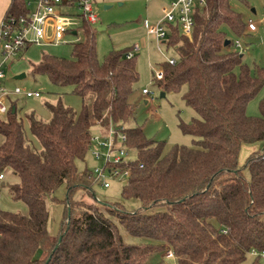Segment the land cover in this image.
Returning a JSON list of instances; mask_svg holds the SVG:
<instances>
[{"label": "trees", "instance_id": "1", "mask_svg": "<svg viewBox=\"0 0 264 264\" xmlns=\"http://www.w3.org/2000/svg\"><path fill=\"white\" fill-rule=\"evenodd\" d=\"M28 10L25 0H13L4 20ZM246 28L230 0H207L196 10L192 41L172 27L166 45L177 64L163 63L165 77L157 84L165 94L186 88L183 97L197 117L179 126L196 138L192 148L166 151L164 141L129 125L135 117L130 96L139 80L135 57L114 50L100 62L89 22L71 59L44 54L32 75L73 87L82 110L58 102L48 104L49 121L27 114L40 148L27 138L14 103L0 116V175L12 171L9 194L28 208V215L0 209V264H148L169 249L178 264H261V258L248 259L252 249L264 250V148L251 152L243 165L240 154L244 145L264 146V99L260 116L246 113L264 87V69L252 75L228 36L241 37ZM95 125L123 128L137 159L120 166L130 171L122 197L139 200L141 209L74 199L78 190L90 194L97 181L93 170L77 167L90 151ZM64 184L62 227L52 236L48 202ZM155 207L163 209L148 212ZM120 226L144 242H126Z\"/></svg>", "mask_w": 264, "mask_h": 264}, {"label": "rangeland", "instance_id": "2", "mask_svg": "<svg viewBox=\"0 0 264 264\" xmlns=\"http://www.w3.org/2000/svg\"><path fill=\"white\" fill-rule=\"evenodd\" d=\"M13 0H0V27L4 22V15ZM29 4V10L34 12L39 0H25ZM231 8L242 15L247 28L241 37H236L232 33L228 36L233 41L241 44L238 50L243 55L244 63L249 67L252 75L259 74L260 69H264V0H230ZM94 13L97 22L94 24L96 30L97 54L100 62L111 51H127L138 46L136 51V65L139 73V80L136 83L135 91L130 96V102L135 106V117L130 122V126L143 127L149 139L164 141L166 151L173 146L196 147V138L184 134L179 126L181 122L189 123L197 117L195 111L187 105L184 99L186 88L179 91H169L165 97H161L163 90L153 80L151 67H158L163 70L162 64L168 62L169 58L175 56L173 48H167L165 43L158 49L155 39L148 34L144 26L147 21L150 26H154L161 18V2L159 0H93ZM255 26L254 30L249 29V23ZM72 42L66 44L37 45L31 44L23 49L17 56L10 58L5 66L4 88L11 93L10 103H14L17 108L18 118L23 120L27 138L40 148L39 141L31 134L27 114H35L43 121L51 119L48 104L63 103L72 107L75 111L82 110V98L73 92L71 86H57L53 84L45 75L33 76L31 69L38 64L44 54H49L65 59L72 58ZM25 74V78L15 77ZM15 88L23 91L39 92L40 98H28L25 95L12 94ZM148 89L153 95H144L143 90ZM264 99V87L247 105L246 113L249 116L258 117L261 115L260 102ZM3 118V117H2ZM104 129V132H103ZM106 128L99 125L92 127L93 137L106 135ZM4 137L0 134V145ZM97 148V145L94 146ZM264 148L261 144L244 145L240 154V164L243 165L254 150ZM100 152L103 149L98 148ZM137 155L134 150L129 151L127 161H134ZM104 161H96L92 158V150L89 151L84 161H78L77 167L83 171L86 167L91 170L103 168ZM248 176V173H245ZM4 180H0V209L21 215H28V208L22 201L11 198L8 185L15 182L11 170L3 172ZM108 183L106 188L102 183ZM123 181L118 178L105 175L102 182L96 181L90 190V194L78 190L75 200H84L87 203H120L127 211L141 209L142 203L137 199H124L122 197ZM67 195L66 184L62 185L54 194L55 199L48 202L49 222L48 230L52 236L60 233L63 214L64 201ZM162 207L148 209V212L162 210ZM264 219V214H263ZM120 231L124 240L131 244H138L144 240L127 232L123 226ZM166 252L153 255L148 264H157L163 261L164 264H175L172 259H165ZM253 260L249 257L248 263ZM264 264V260L260 261Z\"/></svg>", "mask_w": 264, "mask_h": 264}, {"label": "built area", "instance_id": "3", "mask_svg": "<svg viewBox=\"0 0 264 264\" xmlns=\"http://www.w3.org/2000/svg\"><path fill=\"white\" fill-rule=\"evenodd\" d=\"M207 0H172L161 10L162 18L154 25L150 26L147 21L144 26L148 34L152 36L160 49L161 44H167L172 27H178L179 34L192 41L195 27V13L199 8L206 6ZM29 7V4H28ZM89 22L94 25L97 16L94 13L93 0H39L34 12L28 10L25 15L9 16L0 27V116H5L9 111V97L11 93L4 88L5 66L7 61L17 56L23 49L31 44H66L77 43L83 40L82 25ZM250 30L255 26L250 23ZM235 49H240L239 41L234 43ZM138 46L129 50L126 54L128 59L136 57ZM168 63L172 66L177 64L176 56L169 58ZM153 80L162 81L165 77L164 70L158 67H151ZM14 95H25L28 98H40L39 92L23 91L15 88ZM144 95H153L148 89L143 90ZM121 130L109 127L106 135L92 138V158L96 161H104L103 168L94 170L96 180L102 182L105 175L125 181L129 175V170L122 171L120 166L127 164L129 148L127 147V136ZM97 145V148L94 146ZM98 148L103 149L100 152ZM5 176L0 175V180ZM108 188L109 184L102 183ZM226 233V231H223ZM250 255L254 258L264 260V250L252 249ZM165 259L174 260L178 264V258L169 249L164 255Z\"/></svg>", "mask_w": 264, "mask_h": 264}, {"label": "water", "instance_id": "4", "mask_svg": "<svg viewBox=\"0 0 264 264\" xmlns=\"http://www.w3.org/2000/svg\"><path fill=\"white\" fill-rule=\"evenodd\" d=\"M230 43H231L230 40H226V42H225V46L230 45ZM25 76H26L25 74H21V75L16 76L15 78H16V79H23V78H25ZM165 95H166V94H165L164 92H162L160 96H161V97H165ZM14 111H15V108L13 109V112H14Z\"/></svg>", "mask_w": 264, "mask_h": 264}, {"label": "crops", "instance_id": "5", "mask_svg": "<svg viewBox=\"0 0 264 264\" xmlns=\"http://www.w3.org/2000/svg\"><path fill=\"white\" fill-rule=\"evenodd\" d=\"M172 0H159V2H161V7L163 8L164 6H166V5H168L170 2H171ZM28 5V4H27ZM162 8H161V10H162ZM9 9V8H8ZM7 9V10H8ZM6 13H7V11L5 12V15H6ZM5 15H4V18H5ZM250 23H251V21H250ZM249 23V24H250ZM5 82V81H4ZM103 132H104V129H103Z\"/></svg>", "mask_w": 264, "mask_h": 264}]
</instances>
